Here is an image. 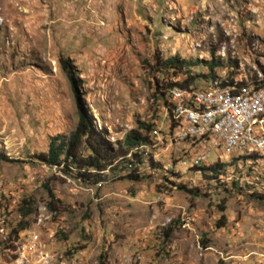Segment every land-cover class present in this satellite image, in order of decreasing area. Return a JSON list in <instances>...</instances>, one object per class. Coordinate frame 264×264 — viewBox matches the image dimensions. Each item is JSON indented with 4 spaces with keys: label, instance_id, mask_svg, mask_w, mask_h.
Here are the masks:
<instances>
[{
    "label": "rangeland",
    "instance_id": "obj_1",
    "mask_svg": "<svg viewBox=\"0 0 264 264\" xmlns=\"http://www.w3.org/2000/svg\"><path fill=\"white\" fill-rule=\"evenodd\" d=\"M172 57L184 63L176 76L161 68ZM60 59L114 150L153 125L141 150L155 171L91 184L34 159L77 122ZM185 73L204 76L192 89L229 78L263 89L251 79L264 80V0H0V264H264V151L211 153L203 166L224 165L217 182L190 170L171 143L173 100L156 94Z\"/></svg>",
    "mask_w": 264,
    "mask_h": 264
},
{
    "label": "trees",
    "instance_id": "obj_2",
    "mask_svg": "<svg viewBox=\"0 0 264 264\" xmlns=\"http://www.w3.org/2000/svg\"><path fill=\"white\" fill-rule=\"evenodd\" d=\"M58 63L68 81L73 95L77 113V122L73 131L69 133L66 138L61 136L49 137L47 139L46 151L44 153H38L34 156V159L48 167H61L63 170H74L77 178L82 182H88L91 184H96L102 181L104 173L108 171L115 173V171L118 170L123 173L122 177L135 181L140 178L139 174L136 173V169L139 167L145 166L146 168L155 171L159 165L152 161L150 154L142 152L141 150L148 147L147 144L150 143L149 135L152 132L153 125L144 123L138 124L136 130H131L125 135L122 143L124 150H121L122 148L114 150L104 137L103 133L94 127L92 118L87 114V111L81 102V82L75 73L74 66L70 64L68 59H60ZM182 66H184L182 61H178L176 58L172 57L166 59L161 68L164 73L170 76H176L181 73L183 69ZM214 67H216V65H209V74L206 76L209 77V81H212L215 78L213 75ZM262 74L264 76V73ZM184 75L185 78L181 82L166 83L161 86L160 89L157 88L156 94L164 98V95L166 97L171 88L178 86L189 89L193 87L191 84H193L196 78H204V76H191L188 73H185ZM251 83L263 86L264 80L258 81L254 77V79H251ZM242 84L243 83L241 82H233V79L229 78V80L226 79L222 86L233 87ZM164 105L166 108L169 107V98H166ZM170 128L172 131V127ZM136 146L139 147L134 148ZM129 150V157H126ZM256 157L255 154H251L247 156H239L237 159L256 162ZM189 169L199 172L201 178L204 181H207V183L210 181L217 182L224 175V165L222 163L190 167ZM232 185L235 184L232 183ZM178 188L184 189L183 186H179ZM196 192V189L187 190V193L192 195H195ZM46 193L50 201H54L56 204L58 203L48 189H46ZM46 206L48 210L53 212L56 211L51 202H48ZM28 213H26L24 217ZM99 258L103 259L101 256Z\"/></svg>",
    "mask_w": 264,
    "mask_h": 264
},
{
    "label": "built area",
    "instance_id": "obj_3",
    "mask_svg": "<svg viewBox=\"0 0 264 264\" xmlns=\"http://www.w3.org/2000/svg\"><path fill=\"white\" fill-rule=\"evenodd\" d=\"M179 94L165 97L184 105V113L169 108L171 143L179 144L178 158L189 155L187 162H195L219 153L214 157L218 160L224 150L264 147V88L233 94L232 101H223V93L196 90V94H186V99L194 100V107L179 101ZM195 104L204 105L205 114H197ZM187 111H194V118H187ZM241 132H248V139H241Z\"/></svg>",
    "mask_w": 264,
    "mask_h": 264
},
{
    "label": "bare ground",
    "instance_id": "obj_4",
    "mask_svg": "<svg viewBox=\"0 0 264 264\" xmlns=\"http://www.w3.org/2000/svg\"><path fill=\"white\" fill-rule=\"evenodd\" d=\"M213 88H215L212 93H223V101H232L233 100V94L241 93L247 90L245 86H234L233 89H229V87H222L221 85L214 83ZM262 86V85H261ZM257 91H260L262 89H259L258 87ZM197 89L192 88H182V87H174L170 90L169 95L172 94H179V93H185V94H179V101H186V107H194V100L193 99H186V94H196ZM204 91V90H202ZM211 92V91H209ZM170 100H173V106H171V110H174V113H184V105H179L177 100L170 98ZM193 105V106H192ZM195 111L197 114H205V107L202 104H195ZM187 118H194V111H187ZM241 139H248V132H241ZM235 150H247V148H239ZM255 152H263L264 147H257L254 149ZM233 150H224V153L230 154ZM207 159H202L201 161H195V167L197 166H203L206 163Z\"/></svg>",
    "mask_w": 264,
    "mask_h": 264
}]
</instances>
